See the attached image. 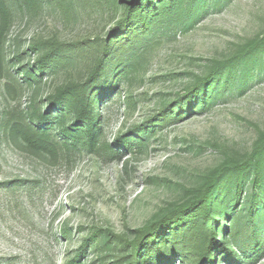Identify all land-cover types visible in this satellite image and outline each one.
<instances>
[{"label":"rangeland","instance_id":"1","mask_svg":"<svg viewBox=\"0 0 264 264\" xmlns=\"http://www.w3.org/2000/svg\"><path fill=\"white\" fill-rule=\"evenodd\" d=\"M211 2L193 29L157 36L134 87L124 83L102 102L106 142L114 145L121 134L155 116L162 104L174 101L196 74L207 70L210 60L264 34V0ZM15 9L10 57L25 52L38 36L76 43L109 30L101 15L86 13L81 5L68 22L55 7L32 17ZM256 59L254 77L244 90L158 132L147 152L135 159L129 150L113 146L120 154L117 161L102 152L55 159L8 137L2 131L4 113L26 107L31 91L9 94L8 80L0 78V264H66L94 230L132 237L162 208L181 200L185 187L198 186L227 157L251 149L264 132V54ZM18 65L28 66L29 57ZM63 80L46 79L44 96ZM256 223L261 226L260 220ZM66 225L71 240L62 236ZM84 262L97 261L90 253ZM245 264H264V256Z\"/></svg>","mask_w":264,"mask_h":264},{"label":"trees","instance_id":"2","mask_svg":"<svg viewBox=\"0 0 264 264\" xmlns=\"http://www.w3.org/2000/svg\"><path fill=\"white\" fill-rule=\"evenodd\" d=\"M211 1L0 0V78L8 80L9 94L31 91L26 107L4 113L2 131L26 148L55 159L102 152L117 161L120 154L115 145L129 150L134 159L144 155L158 132L244 90L254 77L252 64L264 54V34L222 59L210 60L207 70L196 74L174 101L121 134L114 145L104 139L102 102L124 83L134 87L148 46L157 36L193 29L211 9ZM80 5L86 13L101 15L109 30L76 43L38 36L25 52L10 57L7 45L15 7L31 17L55 7L68 22ZM25 55L29 65H18ZM59 78L64 80L44 96L46 79ZM61 233L72 239L67 225ZM90 253L96 264H175L176 260L179 264H245L262 259L264 132L247 152L227 157L198 186L185 187L181 200L162 208L134 236L94 230L66 264H85Z\"/></svg>","mask_w":264,"mask_h":264}]
</instances>
